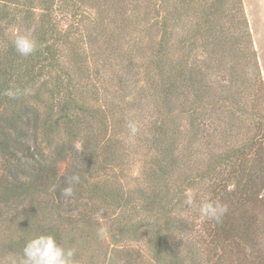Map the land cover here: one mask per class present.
I'll return each instance as SVG.
<instances>
[{
    "label": "trees",
    "instance_id": "trees-1",
    "mask_svg": "<svg viewBox=\"0 0 264 264\" xmlns=\"http://www.w3.org/2000/svg\"><path fill=\"white\" fill-rule=\"evenodd\" d=\"M136 1L0 0V264L39 234L76 264H118L124 248L138 264H264V81L243 2L144 0L131 23L147 46L126 47L117 12ZM14 33L36 51L17 53ZM209 200L219 222L200 215Z\"/></svg>",
    "mask_w": 264,
    "mask_h": 264
},
{
    "label": "rangeland",
    "instance_id": "rangeland-1",
    "mask_svg": "<svg viewBox=\"0 0 264 264\" xmlns=\"http://www.w3.org/2000/svg\"><path fill=\"white\" fill-rule=\"evenodd\" d=\"M143 1L144 0L136 1L138 3L137 6L139 7L127 5L126 7L128 8V10L121 11L123 7L122 6L120 10L117 12L118 18L120 17L122 19L123 17L122 21H123V27L125 29L123 31V34L120 40L121 42L123 41L126 43V47H131L130 45L134 40L142 41L144 40V38H145L144 44L145 46H147V39L145 37L146 32L144 31L146 30L145 29L146 23L143 21V24H139L137 26L131 23L136 20V17H135L136 15H134V13L137 14L139 10H143L142 9L144 8ZM242 2H243L244 11H245V14L248 20V26L251 31L253 45L256 50L258 64L261 70V75L264 81V0H242ZM85 9L88 12V14L90 13L91 15L96 16V3H93V2L87 3ZM97 10H99L98 7H97ZM132 10L134 11V13ZM120 14H122V16H120ZM103 16L106 17L107 14H103ZM109 18L110 16L108 17V19ZM141 21H142V18L140 17V23ZM146 112H147L146 107H143L141 110H139V113L137 114L138 116L137 119H139L142 116V114ZM34 133L35 131L31 127L29 129L28 134L29 136L33 138L32 142L36 144L35 141H33L35 138L38 143H41L39 140V137H37L38 133L36 134ZM44 145L45 144L41 143L40 145L41 148H44ZM136 155L137 154L133 152H130L129 154L126 155V163L122 169L123 171H122V176H121V178L123 179L125 183H135V178L139 176L140 168H139V161ZM59 167L61 168L62 171L64 172L67 171V168H65L64 163L62 165L59 164ZM66 203L69 206L68 208L70 209L72 208L76 212L82 209L81 207L82 205L79 204L80 202L78 201L76 193L75 194L72 193V195L66 199ZM103 222L105 223V224L103 223V226H105V228L108 229L109 224H111L110 220H105ZM121 244L123 246H125L126 244L128 246L133 245L131 241H123ZM118 264H138V262L129 254L128 250L124 248L121 250V254L118 257Z\"/></svg>",
    "mask_w": 264,
    "mask_h": 264
},
{
    "label": "clouds",
    "instance_id": "clouds-1",
    "mask_svg": "<svg viewBox=\"0 0 264 264\" xmlns=\"http://www.w3.org/2000/svg\"><path fill=\"white\" fill-rule=\"evenodd\" d=\"M12 43L17 53L21 56L27 57L36 51V42L30 36L14 33ZM18 93V89L15 93L9 90L6 92V95L13 97ZM127 128L131 137H135L139 130L135 121H128ZM66 182L68 187L62 190V195L70 197L73 192L71 185L79 182V176L73 175L67 178ZM185 195L187 197L185 202L188 205H191L193 203L191 191L186 190ZM199 211L203 218L219 222L221 217L227 211V208L217 201L209 200L201 204ZM103 235L104 230L100 229L98 236L103 238ZM74 256L75 249L64 247L57 242L53 235L39 234L26 242L19 264H76ZM11 264H17V261L13 259Z\"/></svg>",
    "mask_w": 264,
    "mask_h": 264
}]
</instances>
